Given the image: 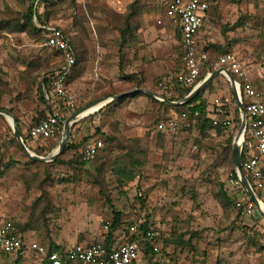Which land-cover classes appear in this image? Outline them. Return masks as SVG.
I'll return each instance as SVG.
<instances>
[{"label":"rangeland","instance_id":"374dc122","mask_svg":"<svg viewBox=\"0 0 264 264\" xmlns=\"http://www.w3.org/2000/svg\"><path fill=\"white\" fill-rule=\"evenodd\" d=\"M222 1L221 9L209 14L204 22L198 45L200 48L205 43L208 45L213 61L224 51L233 53L246 78L264 88V0ZM28 5V0H0V108L29 119L25 133L44 115L40 80L47 72L56 70L60 61L56 52L43 46V35L36 22H32L34 27L21 25ZM39 5L46 21L63 28L74 46L77 64L73 69L87 60L97 62L101 56L97 53L98 47H104L109 52L106 56L116 58L112 80L117 84L157 89L164 79L177 74L179 40L173 35L172 40L160 45L155 36L161 29L175 28L164 19V0H46ZM159 19L162 25L157 23ZM125 22L133 31L122 39L120 29ZM89 48L95 51L88 53ZM73 75L74 71L69 78ZM221 83L225 81L222 79ZM87 86L86 91L94 84ZM75 96L74 111L82 110L86 103L81 99L87 96L86 92ZM159 106L163 114H148L143 120L147 130L141 137L130 139L120 135L122 120L110 110L114 107L112 103L90 115L86 122V125L90 123L87 131L90 134L76 142L78 133L74 139L75 144L81 142L79 148L57 157L67 165L54 163L57 158L52 162L31 163L32 159L11 141L10 120L0 115V203L1 192H9L11 184L20 186L24 194L21 196V192L18 196L17 208L0 206V222L11 220L17 226L20 215L24 218L20 222L32 224L40 220L55 221L58 215H66L69 220L75 216L76 222L72 224L75 227L70 230L76 234L75 242H79L90 235L105 237L108 232L113 237H116L114 233L124 232L127 238V228L132 222L148 220L150 224L162 225L159 230L162 247L152 255L141 250L138 264H211L212 261L214 264L215 260L216 264H225L221 259L226 257L220 254L226 251L229 255V247L213 242V237L225 229L224 225L216 224L219 220L216 211L221 208L217 194L231 168L224 148L231 139L232 157V142L239 127L233 121V126L221 135L212 132L197 140V131L191 129L167 134L163 139L155 126L167 110ZM73 112L63 110L67 117ZM87 119L76 122L79 132L80 124ZM89 137L101 138L105 149L81 168L73 158ZM112 137L106 142V138ZM36 141L28 139L26 145L32 152L44 156L41 153L52 140ZM118 166L130 172L122 175ZM8 210L15 213L12 219ZM114 211L120 212L121 224L113 230L108 225L106 230L104 226L107 222L112 224ZM243 227L239 237L244 245L240 251L246 256L251 247L247 237L251 240L252 236L259 238L261 234L257 236L252 226ZM250 228L252 233L246 230ZM188 238L205 240L194 245ZM91 241L101 242L96 238ZM68 245L69 241H65L64 246Z\"/></svg>","mask_w":264,"mask_h":264},{"label":"built area","instance_id":"2783aa9c","mask_svg":"<svg viewBox=\"0 0 264 264\" xmlns=\"http://www.w3.org/2000/svg\"><path fill=\"white\" fill-rule=\"evenodd\" d=\"M210 3V0L166 1L164 17L174 25L179 33L183 48L180 69L175 75V80L185 87L194 86L199 81L201 66L206 63L213 70L225 68L233 76L242 104L246 102L243 105L246 128L242 139L241 169L255 194L262 192V198L260 199L258 195L257 198L260 205H264V175L261 170L264 162V101L261 93L246 78L239 60L233 53L221 54L216 61H213L209 59L206 52L198 48V35L204 25ZM161 22V19L157 21L158 24ZM45 45L60 52L63 64L59 69L48 74L47 82L44 84L46 98L53 97L57 105L47 109L38 122L29 128L28 136L35 141L56 139L62 132L65 120L63 110L73 112L76 107L75 96L67 89L68 78L76 62L73 46L62 29L57 27L49 28ZM222 75L224 76L223 73ZM226 107V100L215 97L206 109V117L212 121L214 126L222 130L233 126V116L226 114ZM200 118L201 114L198 110L184 109L178 114L166 116L156 124L155 128L157 131L173 135L191 129L197 131ZM103 146L104 142L101 139L85 141L81 146L83 161L93 160ZM222 190L233 201L234 209L240 216L247 217L254 214L255 204L240 182L235 168L234 174H228ZM108 225L110 227L111 224L107 222L104 226L106 230ZM161 228L162 225L156 223L142 230L140 222H134L129 226V235H134L137 241L124 237L117 245L108 248L101 241L77 243L66 249L49 251L44 245L35 242L26 243L15 232L12 222L4 221L0 224V250L15 257L32 252L47 264H138L141 255L138 241H142V245H147L153 253H159L162 247L159 238Z\"/></svg>","mask_w":264,"mask_h":264},{"label":"crops","instance_id":"0c3cea01","mask_svg":"<svg viewBox=\"0 0 264 264\" xmlns=\"http://www.w3.org/2000/svg\"><path fill=\"white\" fill-rule=\"evenodd\" d=\"M166 1L167 0H164V12H165ZM222 2H223L222 0H218V1L210 4L209 9L206 12L205 21H207L209 14H212V12L221 9V6L223 4ZM39 9H41V5L39 6ZM164 12H163V16H164ZM151 14H150V16L153 15V14L152 15ZM164 19H166V18L164 17ZM146 20H147V18H146ZM33 21L36 22L35 16L32 19V22ZM43 21L44 20L42 18V25L39 24V22H36V24L41 26L43 28V30H45V31H49V28H52V27L60 28V29H62L64 35L68 38V36L65 34L63 28L59 27L55 22H43ZM126 23L127 22H125V25H126ZM69 24L70 23H68V25ZM159 25H162V23ZM45 31L42 32L43 46H45L49 50H53L54 52H56L58 54V56L60 58L59 66H61L62 62H63V58H62L60 52L55 50L54 48H51V47L45 45V39L48 36V33ZM158 34H159V36H158ZM173 35L175 36V39H178L177 38V32L175 31V28L174 29H171V28L161 29L158 31V33L155 34V36L157 38H159L157 40L159 42V44L163 43L164 41H167V40H169V41L172 40ZM198 38H199V35H198ZM68 40L70 42L69 38H68ZM198 48L200 50L206 52L209 59H213L212 54H211V50L209 49V47L206 43H205V45H203L202 48H200L198 45ZM73 49L75 51V48H73ZM92 51H95V50H92V48H89L88 53H90ZM75 53H76V51H75ZM97 53L101 54V56L98 58V61L96 60L97 62H95L94 60H91V61L87 60V61L79 63L77 68H75L76 70L73 69L74 68L73 67L71 70V74L74 71V75L71 79L69 78L68 82H67V89L74 96L80 95L83 92H86V95H87L86 97H83L81 99V101H83V103H86L83 105L82 111L87 109V111H85V114H83L82 119L83 118H88V119L85 122H83V124H80V126H79L80 132L77 136L76 142H78L81 137H83L85 135L87 136L88 134H90V133H88L89 132L88 127H89L90 123H88L86 125V122L89 121V119H90L89 116L94 115L95 113H99L100 110H103L105 107H107V105H110L111 103H112V105H114V107L110 110L113 111V113L116 115V117L118 119L122 120V122L120 124V130H121L120 135L121 136L123 135V137L129 138V139L134 138V137H141L142 134L147 130V128L145 126V122L143 120L146 119L148 114H152L154 112L163 114V110L159 106L163 102H161V101H159V100H157L151 96V98L154 99V100H152L149 97L150 95L146 94L144 92H138L139 94H137L136 96H128V95H131L133 93H136V92H133L131 94L125 95L127 97H125L121 101H119L120 98L116 99L114 101H110V98L112 96H116L118 94L126 93L128 91L134 90L135 88H143V87L134 86L133 88H131V85L123 86V85L115 83L112 79L116 73L115 72L116 58L113 55H111L110 57L106 56L105 54L109 53V52L104 47H100V48L98 47ZM179 61H181V60L179 59L178 62ZM169 65L170 64H167V68H169ZM176 69H177L176 72H178L180 69L179 64L178 65L176 64ZM49 73H51V71L47 72L45 76L47 77ZM171 78L172 77L170 76L169 78L164 79L163 85H165L168 82V80H170ZM110 81H111V83H110ZM91 82H93V84H94L93 88L86 91L87 87H88L87 86L88 83H91ZM44 84L45 83L43 82V77H42V80H40V92L43 94L44 99H45V101H44V104H45L44 112H45L47 109L54 107L55 100L53 97H51V99L46 98ZM163 85H158L157 89H153V88H150L148 86H145V89L148 88L147 90L150 89V91H153V92L160 94L162 96L161 92H162V86ZM230 90H231V86H230V89L229 88L218 89L213 94L205 93L203 96V99L208 104V107L211 105V103L215 97L226 100L227 104H228V101H229V98H230V95L232 92V90L231 91ZM75 99H76V96H75ZM99 103H102V104L99 107H97L96 109L90 110V108H93L94 106H96ZM3 110H6V109H3ZM166 112L167 113H165L163 116L164 118L168 115H172L175 113L173 110H169ZM12 115L15 118L17 126L21 132L22 138H23V136H25L30 140V142H35V140H32L28 136V130L29 129L26 131V133L24 132L28 128V126H29L28 122H30V120L29 119L25 120L23 117H19L20 116L19 113H14ZM20 118H22V120H24V121L21 122ZM26 118H29V116H26ZM27 120H28V122H27ZM92 123H95V121H93ZM121 126H122V128H121ZM155 130H156V128H155ZM89 139H101V138L89 137L87 140H89ZM48 140H54V139H48ZM36 143H37V141H36ZM30 147L33 149V146H30ZM101 150H103V148ZM16 192H18V193H16ZM20 193H21V196L24 195L23 191L20 189V186L16 187V185L11 184L9 186V192H6V190H3L1 192L2 201L0 203V206L2 208H17V206H18L17 204H19V201L17 199L19 198L18 196H20ZM32 195L35 196L36 192H34ZM263 196H264V193H263ZM7 212H10L9 215H10V218L12 219L15 215L14 211L8 210ZM216 212H217L218 218H219V220L217 221L216 224L224 225L225 229L221 233H219L217 236L213 237V242H215V240H216V243L218 245H223V246L225 245V246L229 247L227 249V250H229L228 251L229 255L226 254V251L224 253H222V251L224 249L223 246H222V250H220V252L222 253V254H220L221 257H226V259L223 258L224 260L221 259L222 262L224 261L223 263H225V264H231V263L244 264V260L245 261L247 260L248 262H250V261L254 262V264H264V240L261 239L260 242L255 243L254 241L250 240L247 237V241L251 247H250V251H248V254L246 256H244V253H242V251H240L241 247H243V245H244V240L240 239V237H239V235L242 234L241 231L244 228L243 225H245L246 227L252 226V227L256 228V231L258 232L256 235L257 236H259L260 234L262 235L264 233V216H262L257 210H255V212L252 216L243 217V216H240L234 208H229L227 210H224L223 208H218V210ZM18 219L19 220L16 221V222H18L17 226L11 220H2L0 222V224L4 221H11L13 224L15 232L21 238H23L26 243L35 242V243L44 245L47 248H52V250H54V249H66V248H68L74 244H77V243H92V241H91L92 238H96V239L101 240V241H104L103 239L105 238L104 236H102V234L97 235L95 237L90 235L89 238H87V239L85 238L82 241L75 242L76 240L74 238H75L76 234L71 233V230H70L72 227H75L72 225L73 223L76 222L75 216H72V218L69 220V218L66 215H63V216L58 215L55 221L49 220V223H48V220H46V222H42L40 220V221H36L34 224L28 223V221L25 223L20 222V220L24 221V218L22 219L21 215L18 216ZM26 223H28V224H26ZM193 223H195V225H196V221ZM204 226H205V224H204ZM246 230L249 233L253 232V230L251 228L246 229ZM114 235H116V237H113V236L111 237V246L117 245L125 237L124 232L119 234V235L114 233ZM187 240L192 241V243L195 245L197 242L204 241L205 238H203V239L193 238L191 240L188 238ZM65 241H69L68 246H64ZM42 263H43V261L40 259V257L37 256L36 254L32 253V252L27 253L26 255H24L22 257L17 258L15 256L6 254L0 250V264H42ZM216 263H218L217 260H215L214 264H216ZM211 264H213V261L211 262ZM246 264H247V262H246Z\"/></svg>","mask_w":264,"mask_h":264},{"label":"trees","instance_id":"16d2710c","mask_svg":"<svg viewBox=\"0 0 264 264\" xmlns=\"http://www.w3.org/2000/svg\"><path fill=\"white\" fill-rule=\"evenodd\" d=\"M28 1H29V5L27 7L26 12L22 15V24L21 25L23 26V25H26V24H30V25H32L34 27V25L32 24V19H33L34 16L36 17V22H39V24H41V25H42V18L44 20L43 22H47L46 20H48V19H46L47 18L46 15H44V17H43V13L39 12V6H40L39 4L43 3L46 0H38V2H36L37 0H28ZM216 1H218V0H210L211 3L216 2ZM37 28H38V30L40 29L41 32L45 31L39 25H37ZM132 31H133L132 27L127 22L126 25L124 26V28L120 29L121 38L124 39V36L126 35V33L129 34V35H132ZM45 32L48 33L49 31H45ZM177 38L179 40L178 60L179 59L181 60L182 59V55H183V48H182V45H181V42H180V35H179L178 32H177ZM227 52L228 51H224L221 54H224V53H227ZM75 55H76V53H75ZM62 64H63V62H62ZM76 64H77V58H76V62H75L73 67H75ZM59 67L57 69H59ZM211 71H213V69L211 67H209L207 65V63L203 64V66H201V71H200L198 80H201L206 73H209ZM47 79L48 78L45 76L43 78V82L46 83ZM222 79L225 81L226 85L221 83ZM254 86L261 93L262 100L264 101V96H263L264 88H263V86L259 85V84L258 85H254ZM192 87H193V85L188 86V87L182 86L181 84L176 82L175 77H174V78H171L170 80H168V82L164 86H162L161 94H162L163 97L168 98L171 101H177V100L182 99L192 89ZM225 88H229L230 89L229 81L227 80V78L225 76L219 74L218 76H216L213 79V81H211L205 88L201 89L185 105L172 106V105H168V104H164V103H161V105L164 108H166L167 111L173 110L177 114L182 112L184 109H192V110L195 109V110H198L200 112V114H201V118H200L199 123L197 124V128H196L197 129V133H198L197 140L200 139V138H204L206 136H209L212 132L215 135H221L222 132H224L225 130H222L220 127L214 126L212 124V121L209 118L206 117V114H207L206 109L208 107V104L203 99V96H204L205 93L213 94V93L216 92V90L225 89ZM137 94H139V93L136 92V93H133V94L128 95V96H136ZM230 96H231L230 97L231 99H230V103L227 104L226 114L227 115H233L234 116L233 121L235 122L236 126L239 127V125H240L239 110H238V107L236 106V100H235L232 92H231ZM125 97H127V96H124V97L120 98L119 101H121ZM149 97L151 98V96H149ZM41 98H42L43 101H45L44 96H43L42 93H41ZM50 99H51V97H50ZM151 99L154 100L153 98H151ZM222 100H224V99H222ZM245 103L246 102L244 101L243 105H245ZM64 117L67 118V116H64ZM76 124L77 123H74L72 128H71V135H70L68 141L65 144L63 153L66 152V151H69V150H77L79 148V145H80L81 142L78 143V144L74 143V139L77 136V134L79 133V130H78V127H76ZM157 133H158V136L163 138V139L166 138V135L168 134L167 132H164V131H158ZM59 137H60V135L56 139L52 140V143H50V145L47 147V149L42 151L41 154L45 155V154L49 153L55 147V145L57 144ZM23 139H24V142L27 143L28 138L23 136ZM112 139H113V137L112 138H106V142H108V140H112ZM45 140H48V139H45ZM45 140H41V141H45ZM85 140L86 139H84V141ZM11 141L18 148H20L13 135L11 137ZM104 148H105V142H104L103 149ZM230 148H231V139H228L227 144H226V148H224V149H225V152L227 153V155L229 157V162H230V166H231L230 173L234 174V163H233V159L231 157ZM244 150H245V147H244ZM97 157H98V155H96L94 159H96ZM94 159L91 162H93ZM73 161L75 162L76 165H78L81 168L86 167V165L89 163V162L83 161L81 149H80L79 153L76 154V156H74ZM99 161H100V159H99ZM30 162L31 163H36L37 161L30 160ZM54 163H61V164H66L67 165L66 162H60V160L58 158L54 161ZM127 168H128V166H127ZM117 170H119V173H121L122 175H125L128 172H130L129 169H126L125 167H122V166H118ZM261 170H262V173L264 175V162H263ZM0 174H1V172H0ZM223 184L222 183L220 184L219 192L217 194V198L219 200L221 208H223L224 210L229 209L230 206L232 208H234L233 201L230 200L228 198L227 194H225V192H223V190H222ZM261 193L260 192L257 193V195H258V197L260 199L262 198V194ZM120 216H121L120 212L114 211L113 221H112V224L110 225V229L111 230L116 229L121 224ZM134 222H137V221H134ZM134 222H132V223H134ZM149 225H150V223H148V220H143V221L140 222V227H141L142 230L147 229L149 227ZM127 230H128V233H129V227L127 228ZM111 237H112L111 232H108L106 234L105 238H104L103 244H104V246L106 248L111 247ZM262 238H264V233L262 235H260L259 238H255L254 236H252L251 240L254 241L255 243H258V242H260V240ZM129 239L131 241H137V239H136V237L134 235H129ZM138 245H139V247H141V250H142L143 254H147V255L154 254L147 245H144V244L142 245V241H138ZM48 250L51 251L52 248H48ZM42 264H47V263L45 261H43Z\"/></svg>","mask_w":264,"mask_h":264},{"label":"water","instance_id":"95a60500","mask_svg":"<svg viewBox=\"0 0 264 264\" xmlns=\"http://www.w3.org/2000/svg\"><path fill=\"white\" fill-rule=\"evenodd\" d=\"M224 74V76L227 78L229 81V84L231 86V90L233 93V96L236 100V106L238 107L239 110V115H240V125L237 130L236 135L234 136L233 142H232V158H233V163H234V168L236 169L238 173V177L240 182L242 183L243 187L247 191L250 199L252 202L255 204L256 210L264 216V211L260 207V202L257 198V195L255 192L251 189L246 176L244 175L242 169H241V153H242V139L244 136V131L246 128V116L242 104V99L238 93V90L236 88V85L234 83V78L230 74V72L225 69V68H217L207 74L204 75V77L199 80L193 87L192 89L180 100L177 101H171L168 98H165L161 96L160 94H157L153 91L147 90L145 88H135L134 90L128 91L123 94H118L116 96H112L110 98V101H114L116 99H119L125 95L131 94L133 92H144L146 94H149L153 98L168 104L172 106H178V105H185L189 100H191L201 89L205 88L213 79L218 76L219 74ZM82 112V110L74 111L71 113L67 118H65L62 126V132L60 134V137L58 139L56 147L47 155H38L34 152H32L24 142L21 132L17 126V123L15 121L14 116L7 110L0 109V115L5 117L11 126L12 134L14 138L16 139L20 149L22 150L23 153H25L30 159L39 161V162H52L54 161L64 150L65 144L68 141L70 135H71V128L74 123H76L80 118L79 114Z\"/></svg>","mask_w":264,"mask_h":264},{"label":"bare ground","instance_id":"6f19581e","mask_svg":"<svg viewBox=\"0 0 264 264\" xmlns=\"http://www.w3.org/2000/svg\"><path fill=\"white\" fill-rule=\"evenodd\" d=\"M101 104H102V103L97 104V105L94 106L93 108H90V110H94V109H96V108L99 107ZM85 111H87V110L82 111V112L79 114V116L85 114ZM9 120H10V119H9ZM260 207H261V209L264 211V205L261 204Z\"/></svg>","mask_w":264,"mask_h":264}]
</instances>
